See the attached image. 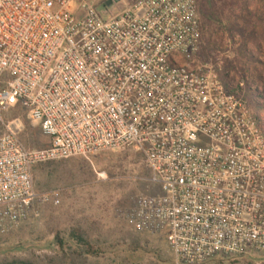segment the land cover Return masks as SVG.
Instances as JSON below:
<instances>
[{
	"label": "built area",
	"instance_id": "built-area-1",
	"mask_svg": "<svg viewBox=\"0 0 264 264\" xmlns=\"http://www.w3.org/2000/svg\"><path fill=\"white\" fill-rule=\"evenodd\" d=\"M202 38L197 0L109 18L88 0H0V227L43 202L36 165L134 149L158 189L138 231L166 233L181 264L264 254V127L201 61ZM17 107L47 148L6 123Z\"/></svg>",
	"mask_w": 264,
	"mask_h": 264
},
{
	"label": "rangeland",
	"instance_id": "rangeland-1",
	"mask_svg": "<svg viewBox=\"0 0 264 264\" xmlns=\"http://www.w3.org/2000/svg\"><path fill=\"white\" fill-rule=\"evenodd\" d=\"M136 0H88L105 18L128 10ZM111 4H107L110 3ZM106 5V6H105ZM253 10V8H252ZM249 14L229 42L228 35L204 27V44L217 49L216 59L204 62L233 86L255 91L264 123V23ZM230 44V45H229ZM241 59L240 72L226 70L224 60ZM21 141L32 150L50 145L26 111L17 107L5 115ZM35 190L44 200L35 204L17 225L0 227V264H181L173 256L166 233L141 232L132 212L137 202L158 193L150 183L144 156L134 150L102 152L90 157L38 164L33 168ZM197 264H264V254L215 257Z\"/></svg>",
	"mask_w": 264,
	"mask_h": 264
},
{
	"label": "trees",
	"instance_id": "trees-1",
	"mask_svg": "<svg viewBox=\"0 0 264 264\" xmlns=\"http://www.w3.org/2000/svg\"><path fill=\"white\" fill-rule=\"evenodd\" d=\"M108 5L111 4L107 3ZM106 6V5H105ZM199 20L201 28L203 31L201 55L204 62H209L216 59L219 55L217 49L210 48L211 41L207 38V45L204 44V27L209 29L210 39L213 38L214 34H224L228 35L230 44L232 43L233 37L237 34H241V27H235L232 25L233 20L244 21L246 16L253 13L257 19L264 16V0H197ZM253 8V10H252ZM264 23V17H263ZM229 44V45H230ZM241 64V59L238 56H234L232 61L225 59L224 68L230 70L231 68L236 69L240 72L239 65ZM226 88L238 96L240 99L248 102L249 107L253 109L255 113V118L262 122V117L260 116L257 107L254 105V98H262L261 95L257 94L255 91H245L240 85L233 86L229 83L226 84ZM263 99V98H262Z\"/></svg>",
	"mask_w": 264,
	"mask_h": 264
},
{
	"label": "water",
	"instance_id": "water-1",
	"mask_svg": "<svg viewBox=\"0 0 264 264\" xmlns=\"http://www.w3.org/2000/svg\"><path fill=\"white\" fill-rule=\"evenodd\" d=\"M119 1V0H118Z\"/></svg>",
	"mask_w": 264,
	"mask_h": 264
}]
</instances>
